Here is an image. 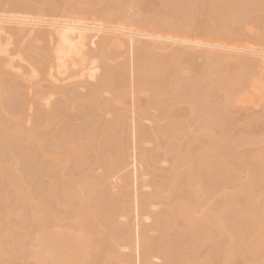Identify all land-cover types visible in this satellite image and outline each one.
<instances>
[{
  "label": "bare ground",
  "instance_id": "1",
  "mask_svg": "<svg viewBox=\"0 0 264 264\" xmlns=\"http://www.w3.org/2000/svg\"><path fill=\"white\" fill-rule=\"evenodd\" d=\"M38 1L42 8L28 7L26 0H20L14 7L20 13L14 17L0 14L3 16L0 23L24 26L11 28L14 36L31 34L40 25L51 26L49 28L54 29L42 35L50 39L53 47L34 68L44 70L48 66L50 75L55 71L60 76L72 66L77 71L66 80L86 74L97 80V86L89 88L85 95L59 89L65 99L78 108L81 122L79 128L65 130L60 139L50 127L56 118L63 116L64 103L43 118L39 117L36 106L33 127L22 128L20 117L12 114L19 112L23 116V113L20 109L10 111L11 106L19 104V82L12 78L5 85L0 66V89H3L0 96V192L5 190L9 202L0 213V247L5 248L1 250L5 260L13 262L15 258L25 257L29 262L26 264H95L86 253L92 240L102 258L111 256L115 261L119 259L115 247L135 243L143 257L140 264H147L150 258L160 259L162 264H239V259L253 258L264 251V0H158L161 8L154 11L152 19L137 13L132 18L123 8L115 6L111 14L89 10L82 18L60 22L46 19L55 17L56 2ZM153 1L133 2L129 8L135 7L141 12ZM230 23L241 28L253 27L256 33L249 36L237 28L234 30L237 40L229 38L225 31ZM1 24L0 54L5 55L8 44L1 42V34L7 32ZM105 31H113L114 35L112 32V36L109 33L104 36ZM204 32L210 35L209 39H202ZM99 33L102 34L98 36ZM97 36L98 43L94 41ZM250 43L257 47L251 46L253 50L251 47L249 50ZM90 46L97 48V55L91 58L88 56ZM121 49H126L131 56L127 53L128 64V61L118 60L123 56ZM25 55L27 53H18L17 56L21 61L25 60ZM195 58H201L203 63L193 64ZM232 59L235 64L230 67ZM6 67L13 68L10 62ZM126 70L129 83L124 76ZM183 71L187 74L183 75ZM128 86L133 92L149 93L142 104L141 98L135 96L139 99L134 98L132 105L136 102L139 107L134 110L132 106V112L146 118L147 110L156 107L160 117L153 119L151 128L159 137L157 144L149 152L150 156L139 151L137 162L145 171L154 172L156 169L150 161L156 163L159 157H166L169 149L179 151L167 160L170 169L161 177L163 180L154 181L149 194L136 198L141 217L153 219L154 230L161 233L157 240L145 233L137 237L136 232L132 233L130 227L117 220L130 212L126 197L120 195L116 200L101 197L109 172L124 168L129 162L128 151L122 143L129 128L124 112L106 121L103 131L99 118L113 107L112 102H121ZM104 93L109 97L104 98ZM249 98L255 99L253 104L262 103L263 107L259 108V113L244 112L241 119L247 131L237 130L234 127L236 112ZM175 105L180 107L174 109ZM130 129L137 131L139 142L151 130L140 124ZM52 138L57 147H62L65 140H70V145L62 153H53L51 151L59 149L49 148ZM134 138L138 149L137 135ZM171 138L178 144H168ZM22 141L31 144L41 160L54 161L61 172L70 170L69 167L87 169L83 177L85 185L80 189L81 198L76 196L72 186L65 187L58 197L69 209L80 201L75 215H60L53 207L47 212L50 223L73 219L77 229L49 226L40 233L34 232V239H29L23 225L36 224L39 212L38 205L34 209L23 192L24 183L34 182L39 174L47 172L52 190L65 177L61 173L57 175L53 167L41 169L35 165ZM158 143L167 148L163 154L158 153ZM249 144L258 147L245 148ZM7 159L23 161L29 171L25 180H19L12 173L13 166L5 163ZM238 163L245 174H240ZM95 164L103 170V176L94 178L90 174ZM90 181L92 186L89 187ZM42 202L45 204L46 200ZM163 203L165 207L161 210H151ZM98 216L103 221L102 231ZM72 230L76 233L72 234ZM220 236L222 241L205 247L206 241ZM20 238L24 240L21 249H17ZM26 240L30 242L24 249ZM201 252L200 259L194 260Z\"/></svg>",
  "mask_w": 264,
  "mask_h": 264
},
{
  "label": "rangeland",
  "instance_id": "2",
  "mask_svg": "<svg viewBox=\"0 0 264 264\" xmlns=\"http://www.w3.org/2000/svg\"><path fill=\"white\" fill-rule=\"evenodd\" d=\"M144 1V0H51V2H56L58 4V7H56V11H54L53 16L54 18L49 17H41L40 19H44L45 21L52 22V20H63V19H78L82 18V14H85V11L89 10H96L99 11L101 14H111L114 11L115 6L123 8V12H127L128 16L134 17L136 15L143 16L148 19H152L154 16V11H156L158 8L161 7L158 5L159 1L154 0L152 3H149L147 5V8L144 10L138 11L137 8L132 7L129 8L131 3L135 2L138 4V2ZM20 0H0V14H4V17H14L17 16L18 13H20L18 10H15L14 7L16 4H19ZM26 4L28 7H34V8H42V5L40 4V1L38 0H26ZM130 5V6H129ZM40 14H42L40 12ZM264 14V11H263ZM3 17L2 15H0ZM36 17V16H34ZM48 20H46V19ZM35 19V18H34ZM59 21V22H60ZM115 21V20H114ZM116 22V21H115ZM6 23V24H5ZM0 23L1 26L3 25L2 29H5L7 34H1V42L5 45L8 44V53L7 54H0V66L1 69L4 71L2 74V80L5 82V85H8V80L15 78L19 84L18 90H17V99L19 98V104L17 106H11L10 111L13 113V111H17L20 109V111L23 113V116L19 112L11 113L14 117H20V125L23 128H30L33 127V118L36 114V106L39 108V117L43 118L44 116H47L51 114L52 112H55L56 106L60 103H64L62 109L64 111L63 116L56 118L50 128L55 129L57 136H60L65 130H70V128L77 129L81 126V122L78 118V108H75L74 103H71L65 97L60 93L59 89L63 88L64 90H71L76 91L79 94L85 95L88 93V89L91 87L97 86V80L90 79L86 74L82 77H73L71 79L66 80L70 74H74L77 71V68H73L72 66L69 67L68 72L64 75H57L55 71H52L51 75L49 73L48 66L44 68V70H39L34 68L35 64H38L39 61H41V58L43 57L44 53L48 50H51L53 47V44L50 43V39L48 37H44L42 35V32L49 31L51 26L43 27L40 25L38 30H35L31 32V34H28L27 32L14 36L11 34V32L16 28L15 27H21L18 25H13V22H5ZM13 23V24H12ZM114 25V24H112ZM119 25V23L116 22V27ZM42 26V27H41ZM24 27V26H22ZM21 27V28H22ZM27 28V25L25 26ZM31 26H28L30 28ZM37 27V26H36ZM35 27V29H37ZM40 27L42 29H40ZM111 29L113 26H110ZM153 27V26H152ZM229 29L225 31V35L230 36L229 38H233L237 40V36L234 34V30L237 28H240L244 31L245 34L252 36L256 33V29L253 27L248 28H241L238 24L230 23ZM13 28V30L11 29ZM25 28V29H26ZM114 28V27H113ZM154 28V27H153ZM54 29V28H53ZM52 29V30H53ZM155 29V28H154ZM251 29V30H249ZM51 30V31H52ZM248 30V31H247ZM108 31L109 36H112V32ZM52 33V32H51ZM93 33V32H92ZM105 33V34H104ZM103 33V35H107L106 31ZM102 34L99 33L98 36ZM101 35V36H103ZM114 35V32H113ZM97 36V39L94 40L98 43L99 37ZM100 36V38H101ZM108 36V35H107ZM202 39H209L210 35L207 32H204L202 34ZM103 38V37H102ZM95 43V46L97 45ZM254 43V42H253ZM247 45V44H246ZM94 46V45H93ZM257 47L254 45L248 44L247 47L250 50V47ZM246 47V48H247ZM251 47V50L253 48ZM196 48V47H195ZM198 49V48H197ZM200 49V48H199ZM260 49V48H258ZM264 50V47L262 48ZM122 50V49H121ZM97 48L96 47H88V56L89 58L97 55ZM18 53H27L25 55V60H19ZM120 53V52H119ZM122 57H118V60L128 61L129 63L130 54L126 51V49L121 51ZM120 53V54H121ZM130 56L128 59V55ZM253 55V54H250ZM255 55V54H254ZM120 58V59H119ZM12 61V62H11ZM90 59L87 60V64L90 63ZM117 61V60H116ZM123 61L121 63H123ZM234 59L230 60V64H228L230 67H233ZM10 62V64L13 66V68H7V63ZM120 63V61L118 62ZM193 64H202L203 60L201 58H195L192 61ZM127 70L125 72V77L129 83L130 76L127 73ZM264 71H262V74ZM36 74V76H33ZM100 74L99 72L97 75ZM183 75H186L187 72L183 71ZM3 89H0V96L3 95ZM222 94V93H221ZM139 96L141 99L136 98L135 96ZM105 96V97H104ZM107 94H103L104 98ZM149 97V93L145 94L143 92L136 93L133 92V90L128 86L126 95L121 100V102H112L113 107L110 108L105 115L102 116V118H99V125L100 130H105V122L109 120H113V118L118 115L121 112H124L126 115V123L128 129V134L123 137L122 143L124 144L125 150L128 151V159L127 164L124 168L120 169H114L109 172L110 174L107 176L105 183V191L101 194V197L107 198V199H117L120 195H123V197H126L127 205L130 208V212L127 213V215H124L123 217H118L117 219L120 223H123L124 225H127L130 227V229L133 230L132 233L137 234H143L145 233L152 239H159L161 236V233L154 230V221L153 219H148L147 217H141L138 209V203L136 202L138 198L144 194H149L152 191V183L156 181V183L162 181L161 178L165 172H168L170 169V163L167 161L174 155L178 154L179 151H175L172 149H169V153L166 157L161 156L159 157L155 162L150 161V165L154 166L156 169L154 172L152 171H145L144 166L141 165L137 160L135 159L139 151H144L147 156H150L149 152L153 150L155 147V143L157 144V139L159 138L156 134L153 133V130L151 129L153 124V119H159V109L156 107L150 108L146 112V118H150V120L146 118H140L137 116L136 112H132V106H134V110L138 109L139 104L136 102L133 104V99H139L140 104L144 103ZM264 97V95H263ZM2 99V98H0ZM249 101L246 102L245 105H242L239 110L236 112V122L234 123V127L237 130H244L247 131L246 127L244 126L243 120L241 119L244 112L251 111L253 113H258L261 111L263 106L262 103L253 104L255 101L254 98H249ZM249 102V103H248ZM252 102V103H250ZM180 106L175 105L174 109L179 108ZM249 107V108H248ZM260 108V109H259ZM253 110V111H252ZM260 110V111H259ZM242 111V112H241ZM1 116V113H0ZM238 116V118H237ZM23 117V118H22ZM29 121V122H27ZM142 125L143 128H146L148 130V133L143 136L144 139H142L139 142V134L137 131L131 132L130 128H137L138 125ZM188 129H192L191 126H188ZM254 129V127L252 128ZM134 135H137V145L138 149L135 148L136 140L134 138ZM198 135V133H196ZM61 139V136H60ZM186 139H184L185 141ZM59 141V139H58ZM70 140H65L62 147H57L55 143V139H51L50 143L52 144L49 146L50 149H59V150H48V152L53 153H62L63 150H66L68 146L70 145ZM159 144V143H158ZM168 144H178L175 138H171L168 140ZM22 145L26 147V150H28L31 153V158L33 160V163L37 165L39 168H43L46 166L53 167V169L56 171V174L59 175L64 174L65 179H63L61 182H57L52 190L49 189L50 184V174L47 172H42L39 174L34 182H29L28 184L24 183L23 192L26 194L27 198L30 201V205L35 209V205H38V212L39 216L36 219V224H33L31 226L23 225L25 230H28L29 239H34V232L40 233L44 228L53 226L58 227L60 226H66L68 228L73 227L74 229H77L75 226L76 221L73 219H65V220H56L53 223H50L48 218V210L50 208H55L60 215H65L67 213H73L75 215V212H77L78 207L81 205L79 202H75V207L72 208H66L62 205L61 201L59 200V196L62 194L63 190L67 186H72L76 190V196L78 198H81L83 194L80 192V189L85 185L84 184V175L87 171L86 168H77L70 170H66L64 172H61L59 167H55V162L50 159H43L41 160L38 156L34 153V148L31 144H29L26 141H22ZM158 153L163 154L167 148L165 146H162L159 144L158 146ZM258 145L249 144L245 146V148L252 149L256 148ZM149 154V155H148ZM6 164H11L12 167V173L16 175V177L19 180H25V178L29 175V171L26 168L25 164H23V161H13L10 162L8 159L5 161ZM72 164V162H71ZM239 167V163L237 164ZM182 170V169H181ZM240 174H245V171L239 167ZM90 174L95 177L103 176V170L99 168V165H93L92 169L90 171ZM167 181V180H165ZM102 183V184H104ZM87 186H92V182ZM137 198V200H136ZM46 200V203L44 204L42 201ZM264 201V198L262 199V202ZM8 202L7 194L5 193V190L2 189V193L0 192V213H2L4 210H6ZM163 207H165L163 204H157L154 206L151 210L154 212H157L161 210ZM42 210V211H40ZM29 210H26L25 214H28ZM96 215L97 213L94 212ZM147 218V219H146ZM98 224L100 225L99 229L102 231V219L100 216H98L97 219ZM87 227H85L86 229ZM136 230V231H135ZM139 230V231H138ZM139 232V233H138ZM75 230H72V234H75ZM133 235L135 239H137L136 235ZM140 236V235H139ZM223 237L220 236L213 241H206L205 247H211L214 244H217L218 242L222 241ZM23 238H20L17 243V249H21V245L23 242ZM30 240H26L24 242L25 245H23L24 249L27 248L28 243ZM95 241H91L90 246L87 248L86 253L90 256H92L93 260L95 261V264H140V262L143 260V257L141 255V252L138 251V245L133 243L129 246H122L120 248L115 247V252L119 255L118 261H115L111 256L102 258L100 256V251H96L95 248ZM135 244V246H133ZM2 245V244H0ZM245 245L242 247L243 250H245ZM138 248V249H137ZM5 248L3 246L0 247V264H26L29 263L27 259L24 258H15L13 262H9L8 259L5 260L3 257V253L1 250H4ZM202 255V252L195 256V259H200ZM254 260L256 262H254ZM239 264H262L264 263V251H262L259 254H255L253 258H246V259H239ZM31 263V262H30ZM87 264V263H85ZM147 264H162V260L150 258L147 261Z\"/></svg>",
  "mask_w": 264,
  "mask_h": 264
}]
</instances>
